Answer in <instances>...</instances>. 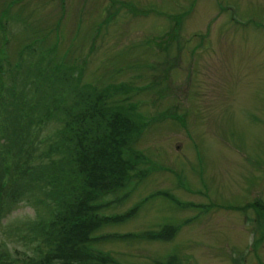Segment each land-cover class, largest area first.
<instances>
[{
    "label": "rangeland",
    "instance_id": "374dc122",
    "mask_svg": "<svg viewBox=\"0 0 264 264\" xmlns=\"http://www.w3.org/2000/svg\"><path fill=\"white\" fill-rule=\"evenodd\" d=\"M259 5L264 0H0L2 96L20 50L14 78L34 79L28 70L37 55L24 49L33 44L51 48L43 67L51 60L73 66L68 75L79 73L77 89L125 84L129 91L109 100L132 102L143 122L128 144L139 158L126 150L140 177L101 197L98 209L103 215L134 211L102 223L91 234L106 237L88 243L106 253L109 264H162L170 258L168 264H264V236L257 232L252 240L249 209L252 200H264ZM39 83L41 94L50 89ZM13 87L17 93L19 85ZM64 96L62 103L73 98L70 90ZM54 123L39 125V134ZM26 197L30 201L15 200L0 219L4 264L37 254L40 241L27 227L45 217L37 201L42 195L33 188ZM166 226H175L168 239L148 237Z\"/></svg>",
    "mask_w": 264,
    "mask_h": 264
},
{
    "label": "trees",
    "instance_id": "16d2710c",
    "mask_svg": "<svg viewBox=\"0 0 264 264\" xmlns=\"http://www.w3.org/2000/svg\"><path fill=\"white\" fill-rule=\"evenodd\" d=\"M27 45L24 49L37 55L28 70L34 79L16 82L14 78L21 68L20 50L4 97L5 72L0 68V219L15 200L24 197L30 201L26 194L37 188L42 195L38 205L45 217L37 218L27 230L40 244L34 245L37 254L26 255L20 264H109L110 257L91 250L88 243L106 237L91 234L102 223L119 221L134 211L131 208L123 214L103 215L98 209L104 202L101 197L113 194L126 179L140 177V171H133L135 160H130L126 150L139 158L128 144L138 136L143 122L132 102L125 105L109 100L118 91H129L125 84L77 89L79 73L68 75L73 66L51 60L53 65L43 67L41 62L51 48ZM39 81L50 89L41 94ZM17 84L16 93L13 86ZM52 85H58V93H48ZM68 90L73 98L62 103ZM51 121L56 123L41 136L40 127ZM40 144L44 146L38 150ZM174 230L175 226H166L147 235L168 239ZM1 259L2 255L0 264H4ZM167 262L171 263V258L162 264Z\"/></svg>",
    "mask_w": 264,
    "mask_h": 264
},
{
    "label": "flooded vegetation",
    "instance_id": "af4514ba",
    "mask_svg": "<svg viewBox=\"0 0 264 264\" xmlns=\"http://www.w3.org/2000/svg\"><path fill=\"white\" fill-rule=\"evenodd\" d=\"M259 8L261 9V12L262 11L264 12V5H259ZM252 25H253L254 28H258L260 24L257 23L256 21H253ZM263 28H264V26H263ZM252 201L253 202L249 203L250 204V208L249 209H251L254 212L255 215L254 214L253 215H250L251 216V219H252V222L254 224V226H252L251 230L252 229L257 230L258 229V226L260 224H264V200L261 199V198H259V199L256 198L255 200H252ZM232 207H237V206H232ZM238 208H240V207H238ZM257 211L258 212L260 211L261 213L258 214ZM256 216L259 217L258 220H257ZM255 230L254 231L252 230V232H251V238L252 239L253 238L255 239V235L254 234L258 232L259 233L258 238H261L262 239V237L264 236V229H260L258 231H255ZM253 244H254V241L252 243V240H251L250 241V244L248 246V248L250 249L251 252H252ZM253 257H254L255 260L257 259L256 254H254V251H253Z\"/></svg>",
    "mask_w": 264,
    "mask_h": 264
}]
</instances>
